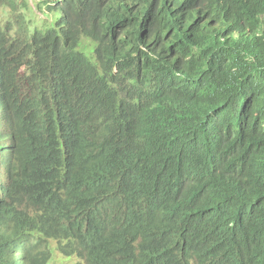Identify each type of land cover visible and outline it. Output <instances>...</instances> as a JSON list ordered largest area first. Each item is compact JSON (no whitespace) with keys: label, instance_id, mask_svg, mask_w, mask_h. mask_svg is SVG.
I'll list each match as a JSON object with an SVG mask.
<instances>
[{"label":"trees","instance_id":"1","mask_svg":"<svg viewBox=\"0 0 264 264\" xmlns=\"http://www.w3.org/2000/svg\"><path fill=\"white\" fill-rule=\"evenodd\" d=\"M40 2L52 22L32 29L17 12L27 0H0L18 24L0 26V264H50L53 250L81 264H177L165 243L180 222L215 253L233 223L264 225V0ZM118 146L119 163L100 160ZM157 146L189 154L201 178L188 197L180 180L160 187L149 245L131 181ZM191 264L224 262L202 251Z\"/></svg>","mask_w":264,"mask_h":264},{"label":"clouds","instance_id":"2","mask_svg":"<svg viewBox=\"0 0 264 264\" xmlns=\"http://www.w3.org/2000/svg\"><path fill=\"white\" fill-rule=\"evenodd\" d=\"M142 87L134 86L131 93H138ZM104 93L101 90L95 93L92 101L88 102L89 110L97 103L98 97ZM124 130L126 129L120 121L119 130L112 135L116 142ZM169 133L174 141L181 146L177 127L169 130ZM100 160L113 162L114 164L119 163L121 160L120 147L118 146L115 152ZM101 166V177L105 178L109 167L103 168L104 164ZM200 171L201 167L191 160L189 154H166L159 150L158 146L141 157L139 167L133 173L131 184L135 186L137 192L136 203L139 206L137 213L149 227V245L160 244L159 236H152L153 233L157 232L148 222L154 197L160 187L167 180H180L183 183V195L188 197L192 194L193 187L201 178ZM59 172L63 177H74L80 173L73 166L61 167ZM146 187L149 189L145 191ZM203 213L208 217L210 212ZM156 239L159 242H156ZM224 245L226 250L222 253L195 249L190 240L188 225L184 222L178 223V226L174 228L165 243V246L182 256L177 264H191L193 258L202 251L210 259H221L224 264H264V258H258L252 254L254 248L264 245V225L257 224L250 219H243L233 223L231 229L225 234Z\"/></svg>","mask_w":264,"mask_h":264},{"label":"rangeland","instance_id":"3","mask_svg":"<svg viewBox=\"0 0 264 264\" xmlns=\"http://www.w3.org/2000/svg\"><path fill=\"white\" fill-rule=\"evenodd\" d=\"M41 5L40 0H27V7L25 8L22 3H19L17 12L21 13L29 22L32 29L44 28L50 25L52 17L45 15L39 8ZM45 7V6H44ZM16 10H11L10 7L0 8V26L2 29L10 31L18 27ZM10 25V26H8ZM10 27V28H8ZM53 247L56 246L53 241H50ZM52 259L50 264H81L76 257H66L58 250H53Z\"/></svg>","mask_w":264,"mask_h":264},{"label":"bare ground","instance_id":"4","mask_svg":"<svg viewBox=\"0 0 264 264\" xmlns=\"http://www.w3.org/2000/svg\"><path fill=\"white\" fill-rule=\"evenodd\" d=\"M151 59V58H150ZM161 259V258H160ZM139 264V263H138Z\"/></svg>","mask_w":264,"mask_h":264}]
</instances>
